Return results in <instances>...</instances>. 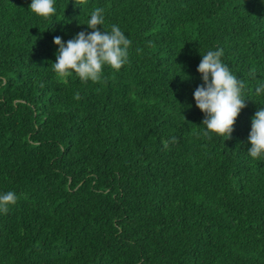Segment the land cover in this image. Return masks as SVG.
Segmentation results:
<instances>
[{"label":"trees","instance_id":"obj_1","mask_svg":"<svg viewBox=\"0 0 264 264\" xmlns=\"http://www.w3.org/2000/svg\"><path fill=\"white\" fill-rule=\"evenodd\" d=\"M0 0V264H264V0ZM103 9L127 62L83 82L52 66ZM242 81L230 138L203 136L208 51ZM79 99H74L76 95Z\"/></svg>","mask_w":264,"mask_h":264},{"label":"clouds","instance_id":"obj_2","mask_svg":"<svg viewBox=\"0 0 264 264\" xmlns=\"http://www.w3.org/2000/svg\"><path fill=\"white\" fill-rule=\"evenodd\" d=\"M83 4L84 0H76V4ZM29 9L37 16L49 18L56 12L54 0H31ZM103 9L96 8L87 22L91 32H80L74 39L66 42L60 36L53 38V43L58 46L56 62L52 64L59 78H66L72 70L80 80L97 82L105 65L119 70L127 62V50L131 41L126 38L121 29L112 25L110 32L101 31L98 25H103ZM223 50L208 51L202 56L197 71L201 74L203 84L198 86L193 93L196 107L205 114L202 124L206 126L203 136L212 137L209 133L230 138L236 118L245 105L241 98L244 87L229 68L221 62ZM264 92V85L255 89V94ZM74 99H79L77 94ZM251 148L248 153L257 158L264 153V108H260L252 120L249 134ZM17 196L9 191L0 194V212L7 213L10 205H15Z\"/></svg>","mask_w":264,"mask_h":264}]
</instances>
